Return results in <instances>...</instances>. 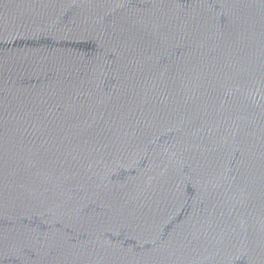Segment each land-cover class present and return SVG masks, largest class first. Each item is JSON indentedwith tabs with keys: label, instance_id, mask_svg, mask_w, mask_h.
Here are the masks:
<instances>
[{
	"label": "water",
	"instance_id": "obj_1",
	"mask_svg": "<svg viewBox=\"0 0 264 264\" xmlns=\"http://www.w3.org/2000/svg\"><path fill=\"white\" fill-rule=\"evenodd\" d=\"M0 264H264V0H0Z\"/></svg>",
	"mask_w": 264,
	"mask_h": 264
}]
</instances>
